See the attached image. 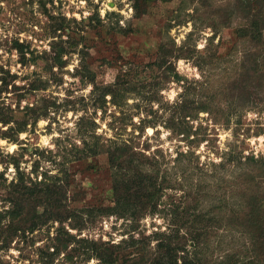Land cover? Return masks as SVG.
I'll return each mask as SVG.
<instances>
[{
  "label": "rangeland",
  "instance_id": "374dc122",
  "mask_svg": "<svg viewBox=\"0 0 264 264\" xmlns=\"http://www.w3.org/2000/svg\"><path fill=\"white\" fill-rule=\"evenodd\" d=\"M0 64L15 75L0 94V129L13 127L0 132V264H109L91 242L111 264H147L154 232L189 238L173 212L187 202L206 230L176 263L264 264V0H0ZM120 144L125 178L170 184L137 217L99 211L114 204ZM18 174L57 179L76 216L58 232L11 220Z\"/></svg>",
  "mask_w": 264,
  "mask_h": 264
},
{
  "label": "trees",
  "instance_id": "16d2710c",
  "mask_svg": "<svg viewBox=\"0 0 264 264\" xmlns=\"http://www.w3.org/2000/svg\"><path fill=\"white\" fill-rule=\"evenodd\" d=\"M146 1L147 0H141V2ZM12 46L18 49L22 56L24 45L21 42H17L15 40L12 42ZM14 76V73H9V71L4 69L0 64V94L2 92L3 86L8 83L10 78L12 80ZM11 85H14L13 81L11 82ZM105 88L103 89V92L96 98L97 101H103L102 98L105 94H113L111 89L108 90V86ZM2 99L3 98H0V126H5L11 122L12 116L7 114L10 108H8L7 103L2 102ZM16 123L18 125H16L15 129H17V131H22L20 128L21 126L19 125L20 122ZM12 128V126L8 125L4 129H0V132L3 133L1 135L3 137H9V135L5 136V134ZM124 148L125 144H120L118 147L116 146V148L110 150L107 154L108 160L111 161V163H115V160L119 159V163L117 164L120 173L118 172L119 179L115 178V183L112 186L114 204L108 207H101L99 211L107 214L118 212L119 210H130V215L137 217L138 215L144 213V211L147 209H149V211L155 210L159 197V190L164 188V186L169 187L170 184L169 182H164L163 178H160L161 181L156 184L157 182L155 181H157V176H152V174L149 173H143L137 168L133 169L131 174L125 178L126 174L124 173L123 169L126 168H123L120 159L124 154L126 159L129 156L128 161L130 162L133 152L130 151L128 153V151H126ZM84 157L85 154L81 155L79 159ZM0 180H3V174L1 171ZM56 180L52 182H47L45 179L36 181L31 180L30 178L25 179L21 176V174H18L16 180L14 182L11 181L8 184V186L11 187L9 191L10 199L8 201L10 203V209H5L8 213L6 216H8L11 220H15L17 223L28 220L26 227L29 229L37 225H42L48 220H54L59 224L57 232L60 231L62 229V223L65 222V220L71 218V216L74 217L76 215L74 214L75 212H73L74 210L67 208V206L61 202V198L57 196V194L60 192L59 190H62L63 184H57ZM63 183L65 185L68 182L67 180H64ZM190 195L191 193H187L188 197ZM39 208L41 209L40 211L38 210ZM173 212H176L174 218L180 220V224L182 227H185V231L189 238L186 239L183 237V240H179L176 244H174V242L171 240L172 238L170 234L154 232L151 237L152 239L156 240V250L158 253L153 255L147 264H196V262H198V260H196L194 263L193 258L189 259L186 258V256H181L182 260L180 263H176V258L173 252L182 251L184 249V245L187 244L188 241H191L192 244L196 246L202 241V239H204V237L201 238V234L205 233L206 230L204 220L201 218L202 215H200V212H189L188 202L180 212H177L175 209ZM249 227L251 226L246 228L249 229ZM22 229L25 230L26 228L22 227ZM247 229L245 232H248L250 235L251 230L249 231ZM252 237H255L254 234H252ZM91 244L92 251H94L104 263L110 261L109 264H111V260L109 258L101 256L100 253L102 252V249H100V247L94 242H91ZM254 262V260L245 261L247 264H254ZM224 264L236 263L232 260L230 262H224Z\"/></svg>",
  "mask_w": 264,
  "mask_h": 264
},
{
  "label": "bare ground",
  "instance_id": "6f19581e",
  "mask_svg": "<svg viewBox=\"0 0 264 264\" xmlns=\"http://www.w3.org/2000/svg\"><path fill=\"white\" fill-rule=\"evenodd\" d=\"M150 130V129H149Z\"/></svg>",
  "mask_w": 264,
  "mask_h": 264
}]
</instances>
